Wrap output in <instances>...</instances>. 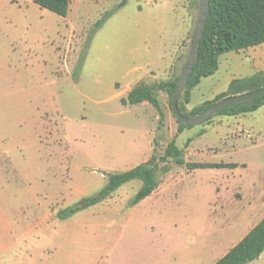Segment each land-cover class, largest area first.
<instances>
[{"label": "rangeland", "instance_id": "374dc122", "mask_svg": "<svg viewBox=\"0 0 264 264\" xmlns=\"http://www.w3.org/2000/svg\"><path fill=\"white\" fill-rule=\"evenodd\" d=\"M121 1L69 0L61 17L33 0H0V264H212L264 214V105L177 132L165 91L155 92L160 125L148 102L121 103L137 83L180 73L198 0H124L84 49L94 21ZM254 50L223 53L190 89L205 97L195 106L226 90L215 83L264 70V50ZM172 138L185 161L238 166L168 160L138 203L141 182L131 180L85 206L108 173L146 161L156 141L161 155ZM247 264H264V251Z\"/></svg>", "mask_w": 264, "mask_h": 264}, {"label": "trees", "instance_id": "16d2710c", "mask_svg": "<svg viewBox=\"0 0 264 264\" xmlns=\"http://www.w3.org/2000/svg\"><path fill=\"white\" fill-rule=\"evenodd\" d=\"M33 2L39 7L45 8L61 17H65L69 11V0H33ZM123 4L124 0L115 7L105 10L94 21L87 34L84 49L87 48L92 37L101 28L104 21ZM209 8V16L200 39L198 61L189 75L186 88L177 101L179 111L188 117L199 114L213 102L222 98L264 87V70L262 69L244 77L232 78L226 90L217 94L212 101L193 106L189 111L186 109L185 101L187 99L182 100L183 94L188 96L190 89L197 84L200 77L209 76L216 71L220 54L227 51H239L264 42V0H209ZM84 56V53H82L76 63L73 71L75 79ZM178 76L179 74L174 73L167 80H160L151 84L137 83L128 90L125 97L121 98V103L123 105H133L143 101L148 102L158 111L160 125L163 119V112L155 92L162 90L170 96L177 83ZM262 105H264V94L250 101L228 106L214 115L234 116L254 111ZM185 128L187 127L177 123V132H181ZM190 141L191 138H188L186 144ZM156 143H154L151 156L146 161L123 171L108 173L104 186L82 199L85 206L94 205L102 201L122 184L131 180H139L141 182L140 187L130 199V205L138 203L156 188L158 173L168 171L169 168L166 164L168 160L178 165H185L187 169L234 168L238 166L236 162L185 161L183 150L176 145L174 138L167 142L162 154L157 156L155 151ZM79 209L78 205L62 208L56 213V217L59 219L68 218ZM263 251L264 215L240 240L212 264H247L257 259Z\"/></svg>", "mask_w": 264, "mask_h": 264}, {"label": "water", "instance_id": "95a60500", "mask_svg": "<svg viewBox=\"0 0 264 264\" xmlns=\"http://www.w3.org/2000/svg\"><path fill=\"white\" fill-rule=\"evenodd\" d=\"M209 12H210L209 0H198V12L196 17V22L194 24L191 36L189 38L187 54L183 62L181 71L179 73L177 83L172 93L170 94V109L173 114V117L177 123H180L186 127H193L199 125L210 116L218 113L220 110L228 106L240 102H247L254 99L257 96L264 94V87H262L253 91L222 98L220 100L213 102L204 111L192 117L185 116L179 111L177 106V101L181 93L186 88L189 75L191 74L194 65L198 61L200 39L203 34L207 18L209 16ZM81 204L83 203L81 202Z\"/></svg>", "mask_w": 264, "mask_h": 264}, {"label": "crops", "instance_id": "0c3cea01", "mask_svg": "<svg viewBox=\"0 0 264 264\" xmlns=\"http://www.w3.org/2000/svg\"><path fill=\"white\" fill-rule=\"evenodd\" d=\"M261 48L264 50V42L261 43V44H258V45H255V46H252V47H248V48H246V49H242V50H244V51H245V50L249 51V49H253V51H255L254 49H256V51H257L258 49H261ZM227 52H234V51H227ZM224 53H225V52H224ZM234 53H236V52H234ZM221 55H223V53L220 54L219 57H218V67H219V65H220V61H219V60H220L221 57H222ZM263 55H264V54H263ZM218 67H217L216 71L218 70ZM216 71H215V72H216ZM215 72H214V73H215ZM214 73H213V74H214ZM252 73H253V72L244 73V74H238V73H237V75H235V76H231V77H229V78H226V80H224L223 82H221L220 87H219V86L217 87V83H215L216 85H212V88L214 89V91H217V90H219V89H220V90H221V89H222V90H225V89L227 88V85H228L229 81H230L232 78L244 77V76L250 75V74H252ZM211 75H212V74H211ZM217 79H218V78H217ZM217 79H215L214 81L217 82ZM193 89H194V90L190 91L189 102H188V104H187V107H188V108H192L193 106H195L196 104H198L199 102H201L203 99H205V97H204V98H203V97H199V96L197 97V90H196L195 88H193ZM263 215H264V214H263ZM263 215H262V216H263ZM260 219H261V218H260ZM260 219H259V220H260ZM259 220H258V221H259ZM258 221H257V222H258ZM257 222H256V223H257ZM256 223H254V225H255ZM252 226H253V225H251V227H252ZM251 227H250V229H251ZM248 231H249V230H247L246 233H247ZM246 233H244V234L242 235V237H243ZM242 237H240L238 240H240ZM39 238H41V237H38V238L35 237V239H37L36 241H38ZM238 240H237V241H238ZM237 241H236V242H237ZM236 242H235V243H236ZM235 243H234V244H235ZM234 244H233V245H234ZM233 245H232V246H233ZM0 246H4V245H3L2 243H0ZM232 246H231V247H232ZM228 249H229V248H228ZM228 249H227V250H228ZM225 252H226V251H225ZM225 252H224V253H225ZM224 253H223V254H224ZM223 254H222V255H223ZM222 255H221V256H222ZM221 256H220V257H221ZM218 258H219V257H218ZM218 258H217V259H218ZM217 259H216V260H217ZM216 260H215V261H216ZM215 261H214V262H215ZM200 262H201V260H196V264H200Z\"/></svg>", "mask_w": 264, "mask_h": 264}]
</instances>
